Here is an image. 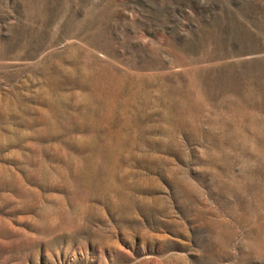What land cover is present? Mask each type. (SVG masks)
I'll return each mask as SVG.
<instances>
[{
	"label": "rangeland",
	"instance_id": "1",
	"mask_svg": "<svg viewBox=\"0 0 264 264\" xmlns=\"http://www.w3.org/2000/svg\"><path fill=\"white\" fill-rule=\"evenodd\" d=\"M0 264H264V0H0Z\"/></svg>",
	"mask_w": 264,
	"mask_h": 264
}]
</instances>
